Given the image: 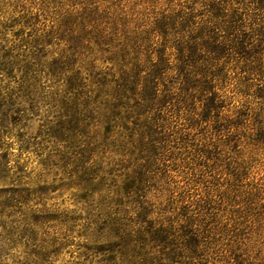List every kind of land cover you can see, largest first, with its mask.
<instances>
[{"label": "trees", "instance_id": "16d2710c", "mask_svg": "<svg viewBox=\"0 0 264 264\" xmlns=\"http://www.w3.org/2000/svg\"><path fill=\"white\" fill-rule=\"evenodd\" d=\"M263 80L264 0H0V220L29 211L0 264H264V224L231 232L187 178L195 124ZM60 189L88 205L86 263L58 262Z\"/></svg>", "mask_w": 264, "mask_h": 264}, {"label": "rangeland", "instance_id": "374dc122", "mask_svg": "<svg viewBox=\"0 0 264 264\" xmlns=\"http://www.w3.org/2000/svg\"><path fill=\"white\" fill-rule=\"evenodd\" d=\"M253 90L254 93L242 95L235 93L231 85L227 87L225 107L214 118L195 124L188 149L190 170L187 178L190 176L194 179L191 187L195 188L197 194L215 200L217 214L224 216L225 225L231 232L241 234V237L252 232L255 236L256 232L259 233L257 229L264 224V80L261 87L256 85ZM30 127L29 133L35 136L39 122L33 121ZM198 150L202 151V156L198 155ZM14 152L18 153V150L14 149ZM177 156L184 158L183 155ZM22 158L29 171L38 172L37 156L26 154ZM179 180L186 178L181 176ZM81 195L83 193L77 189H60L49 193V199L45 202L48 210L67 211L64 216L78 218L75 223L69 224L71 242L59 258V263L73 260L86 263L88 256L93 254L78 246L84 244L82 234L87 231L89 221L88 205L78 200ZM34 198L36 200L29 202L28 206L42 208L40 200ZM22 213L29 215L27 206L20 213L15 211L12 216L2 218L0 226L9 229L21 224ZM256 220L258 225L254 226ZM14 255L18 260L24 254L20 250ZM12 260L10 258L7 263L11 264Z\"/></svg>", "mask_w": 264, "mask_h": 264}]
</instances>
